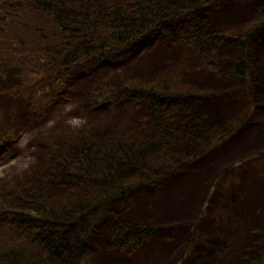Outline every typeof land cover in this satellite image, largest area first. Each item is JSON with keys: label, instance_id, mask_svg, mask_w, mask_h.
<instances>
[{"label": "trees", "instance_id": "trees-1", "mask_svg": "<svg viewBox=\"0 0 264 264\" xmlns=\"http://www.w3.org/2000/svg\"><path fill=\"white\" fill-rule=\"evenodd\" d=\"M13 1L21 4L9 6ZM135 3L139 7H133ZM188 3L196 11L186 18L192 23L191 33L181 41L174 32H179L184 20H178L174 11ZM201 4L205 0H0V82L16 69L17 83L8 94L26 99L31 111L42 114L57 99L73 69H89L129 54L134 45L164 36L172 46L184 45L201 66L218 70L221 76L227 75L221 70L230 62V75L243 80L251 91L253 58L247 42L264 20L242 35L241 53L230 59L219 53L226 34L221 31L225 39L219 38L201 25ZM163 10L165 16H157ZM155 23L160 29L150 31ZM99 89L91 95L90 108L97 97L116 104L133 94L138 103L148 106L140 116L141 132L115 131L100 137L83 130L64 144L48 143L45 165L51 174L45 177L61 181L66 196L55 202L46 178L13 187L14 205L6 200L0 203V264H94L95 256L80 262L67 240L80 242L90 251L88 239L95 238L100 222L111 213L110 204H122L172 172V148L198 137L189 125L181 129L175 125L180 114L188 115L201 97L187 88L177 69L152 82L119 75ZM3 138L0 134V144ZM248 161L245 158L240 165ZM115 217L112 233L121 237L122 249L137 248L168 230ZM199 219L191 226L189 248L195 245L192 230ZM254 232L264 238V224ZM65 244L67 248L62 247ZM249 259L264 264V250Z\"/></svg>", "mask_w": 264, "mask_h": 264}, {"label": "rangeland", "instance_id": "rangeland-1", "mask_svg": "<svg viewBox=\"0 0 264 264\" xmlns=\"http://www.w3.org/2000/svg\"><path fill=\"white\" fill-rule=\"evenodd\" d=\"M18 4L15 2L13 6ZM210 7L214 12L210 17L211 27L220 32H232L219 50L221 56L232 59L241 53L242 40L238 38L256 21L264 20V0L248 5L237 0H211ZM254 37L252 34L251 52L255 61L251 91L243 80L230 75V62L221 70L227 75L221 76L218 70L214 72L201 66L197 56L184 45L172 46L162 36L134 45L129 54L112 57L89 69H73L58 100L47 107L41 121L33 118L25 99L8 94L17 83V70H10L0 82V101H8L0 114V131H12L13 135L10 144L1 147L0 156L7 154L5 159L15 156V143L25 131L33 133L32 142L38 151L30 171L23 175L15 172L0 175V203L6 200L14 205L13 187L51 174L45 165L48 143L64 144L83 130L100 137L115 131L141 132L140 116L146 112V107L138 103L134 94L116 104L97 97L95 106L88 109L91 95L99 93L100 84L119 75L152 82L177 69L187 88L202 97L199 106L185 117H179L175 125L180 129L189 125L198 137L172 148V172L147 186V193L137 191L122 204L120 201L110 204L111 213L102 219L97 229L94 264L104 261L108 264L115 261L119 264H253L249 257L260 255L264 250V238L254 232L255 226L264 224V154L258 155L264 152V89L261 88L264 84V34L260 39ZM65 97H71L75 105L71 115L87 117L88 123L82 129L67 127L64 124L67 114L62 115L54 127H45L58 106L67 102ZM218 124L223 128H218ZM229 145L232 153L226 150L220 157L219 153ZM250 156L252 159L247 165L236 166ZM45 182L54 201L63 200L66 193L55 179L48 177ZM193 184L201 188L199 195L202 196L189 194L193 190L184 189ZM175 185L181 187L175 189ZM192 203L194 207L190 208ZM115 214L124 222L168 230L138 248L121 249V237L112 233L117 221ZM199 216L192 230L196 233L195 245L189 248L191 226ZM199 252L208 255V260L198 262ZM143 254L146 259L141 258Z\"/></svg>", "mask_w": 264, "mask_h": 264}, {"label": "bare ground", "instance_id": "bare-ground-1", "mask_svg": "<svg viewBox=\"0 0 264 264\" xmlns=\"http://www.w3.org/2000/svg\"><path fill=\"white\" fill-rule=\"evenodd\" d=\"M237 1H239L241 4H246V5H248V4H250V3H253V2H256V1H259V0H237ZM205 2H206V4H201V5H198V6H201L202 7V9H201V13L203 14V16H200V23H201V25L203 26V25H205V30H206V32L207 33H209V34H211V35H216L217 37H219V38H222V39H225L224 38V35L222 34V33H220V31L219 30H214V28L213 27H211V19H210V17H212V15H213V10H212V8L210 7V4H211V0H205ZM136 5L138 6V4H134L133 5V7H136ZM139 7V6H138ZM183 7V8H182ZM176 9H179V10H177V11H174V13H176V14H178V16H177V19L178 20H180V21H183V23L180 25V27H179V32H177V31H175L174 33L175 34H177V35H179V38H180V40L181 41H185L187 38H189V35H190V33H191V26H192V23H191V21L189 20V19H186V18H188V16H190V15H192L195 11H196V6H194V5H192L191 3H188V4H186L185 6L184 5H182V6H179V7H177ZM156 12V11H155ZM164 12V10L163 11H161V12H158L157 11V16H159V17H164L165 16V14L163 13ZM198 12V11H197ZM162 13H163V15H162ZM200 13V14H201ZM186 19V20H185ZM208 20H209V23H208ZM188 23V24H187ZM184 26H187V27H185V28H183ZM148 28V27H147ZM148 29H150V31H156V30H159L160 29V24H158V23H155L154 25H152L151 27H149ZM186 29V30H185ZM222 32H224L225 34H226V38L227 39H229L230 38V36H231V34H232V32H230V30H222ZM263 34H264V25L263 26H261L260 28H259V30H258V32L255 34V40H256V38L257 39H260V37H262L263 36ZM243 35V34H242ZM242 35L238 38L240 41L242 40ZM252 39L253 38H249V40H248V44H249V46H250V50L251 51H253V49H252ZM255 61V58L253 57V62ZM257 61H259V58H257ZM252 83H253V81H252ZM256 88H257V86H256ZM261 88H263L264 89V84H263V87H261ZM219 91H216L215 93H218ZM213 94V93H212ZM221 96H222V94H220ZM217 95H211V97H216ZM202 97V96H201ZM201 97H199V99L197 100V102H196V104H195V106H194V108H192L193 110H195L198 106H199V104L201 103ZM211 100H212V98H211ZM5 102H1L0 101V114H2L5 110V105L8 103V101L7 100H4ZM145 105V107H146V111H148V106L146 105V104H144ZM192 110V111H193ZM191 111V112H192ZM190 112V113H191ZM186 116V115H185ZM184 116V114H180V117H185ZM227 150V151H226ZM225 151H226V153L227 152H230V153H232V151H233V148H227ZM225 151H223L222 153H220L219 154V156L221 157V155L225 152ZM226 153H225V157H226ZM221 159V158H220ZM223 160V159H222ZM64 180H66V179H64ZM56 183L57 184H59V185H62V182L61 181H59L58 179H57V181H56ZM176 186H177V188H179V187H181V186H178V185H175V188H176ZM185 189V188H184ZM179 190H181V189H179ZM193 190V191H192ZM191 191V193H189V194H194L195 193V195H199V190H201V188L199 189V188H197L196 186H194L193 185V189H192ZM199 196H202L201 194L199 195ZM196 201V200H195ZM192 207H194V203H192L191 204V206H190V208H192ZM183 213H185V212H183ZM181 214V213H180ZM74 218H77V216H75ZM136 241H139V239H135ZM67 242H68V248L70 247V249L74 252L73 254H74V256L76 257H79V260H80V262H87L90 258H93L95 255H96V252H95V250H94V244L96 245L97 244V241H96V236H95V238L94 239H92L91 237H90V241H89V239H88V247H89V250L90 251H88V250H86L84 247H83V245H81L80 244V242H76L75 244H73V241L72 240H67ZM62 244H58L57 246H61ZM90 245V246H89ZM63 248H67V244H65L64 246H62ZM53 254V253H52ZM197 256H198V259H197V261L198 262H204V261H206V260H208V255H206L205 253H202V252H199L198 254H197ZM142 259H146V255L145 254H143L142 255V257H141ZM93 260H94V258H93ZM109 263V262H108ZM107 262H105L104 261V263L103 264H108ZM113 264H119V262H114ZM200 264V263H199Z\"/></svg>", "mask_w": 264, "mask_h": 264}, {"label": "clouds", "instance_id": "clouds-1", "mask_svg": "<svg viewBox=\"0 0 264 264\" xmlns=\"http://www.w3.org/2000/svg\"><path fill=\"white\" fill-rule=\"evenodd\" d=\"M66 103L59 105L58 108L52 113L51 118L47 121L45 127L52 128L56 122L64 114L67 118L64 124L73 129H82L87 123V117L83 115H71L75 110V105L72 103L71 97H65ZM33 133L31 131L23 132L15 143L16 155L5 159L7 154L0 156V175L11 174L15 172L17 175H23L31 170L36 163L35 153L38 148L33 144Z\"/></svg>", "mask_w": 264, "mask_h": 264}]
</instances>
